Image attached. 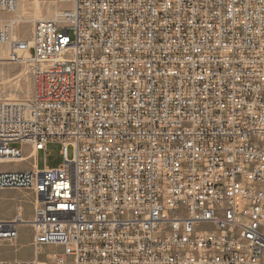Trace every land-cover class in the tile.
Returning <instances> with one entry per match:
<instances>
[{
  "label": "built area",
  "instance_id": "2783aa9c",
  "mask_svg": "<svg viewBox=\"0 0 264 264\" xmlns=\"http://www.w3.org/2000/svg\"><path fill=\"white\" fill-rule=\"evenodd\" d=\"M57 1L27 39L0 17L31 81L0 99V163L43 157L0 169L33 207L0 245L27 224L35 254L0 264H264V0Z\"/></svg>",
  "mask_w": 264,
  "mask_h": 264
},
{
  "label": "rangeland",
  "instance_id": "374dc122",
  "mask_svg": "<svg viewBox=\"0 0 264 264\" xmlns=\"http://www.w3.org/2000/svg\"><path fill=\"white\" fill-rule=\"evenodd\" d=\"M64 7L65 5L59 3L57 0H20L16 11L12 14H7L6 18H15L16 14H20L21 19L15 30L21 39H27L32 28L33 17L38 16V18H51L54 12L60 11ZM19 8L21 10H19ZM5 46V53L3 54V52L0 51V99L23 101L30 95V73L26 65L20 63H10L4 60L7 56V45ZM11 145L18 147V143H13ZM59 149L60 144L57 142H50L47 144L49 156L46 159V164L48 166L55 167L61 162ZM25 151L28 150L26 149ZM70 154L71 151L69 148L68 155ZM37 159L38 164L42 166V153L38 154ZM20 163L21 162L13 163L11 166H17ZM17 204L22 206L23 217L28 220L31 219L33 207L30 195L21 190L0 191V217H12ZM17 232L18 235L15 241H2L0 245V257L3 259L34 258L35 254L30 244L32 236L30 226L27 224H20L17 227ZM51 250H53V247H45L41 252L42 256L45 254V252H49ZM38 260L43 259L39 258Z\"/></svg>",
  "mask_w": 264,
  "mask_h": 264
},
{
  "label": "crops",
  "instance_id": "0c3cea01",
  "mask_svg": "<svg viewBox=\"0 0 264 264\" xmlns=\"http://www.w3.org/2000/svg\"><path fill=\"white\" fill-rule=\"evenodd\" d=\"M6 16H7L6 13L0 12V17L6 18ZM5 49H6L5 44H0V51L3 52ZM18 147H20V149L23 153L24 159L16 160V161H2L0 163V169L1 170H10V171L22 170V171H26V170H32V169H37V168L42 167L38 164V159H37L38 154L41 153L40 151L35 152V160H34V162H32L29 159L30 152H31L30 145L22 144V145H18ZM26 149L28 151H25ZM17 162H21V163L17 166H11L13 163H17Z\"/></svg>",
  "mask_w": 264,
  "mask_h": 264
},
{
  "label": "bare ground",
  "instance_id": "6f19581e",
  "mask_svg": "<svg viewBox=\"0 0 264 264\" xmlns=\"http://www.w3.org/2000/svg\"><path fill=\"white\" fill-rule=\"evenodd\" d=\"M36 1V0H35ZM36 5H37V3H36ZM35 7V6H34ZM19 10H21L20 8H19ZM37 12H38V10H37ZM37 14V13H36ZM33 19H38V16H36V17H33ZM5 53V50L3 51V54ZM23 70H25V69H23ZM24 72V71H23ZM21 75V74H20Z\"/></svg>",
  "mask_w": 264,
  "mask_h": 264
}]
</instances>
